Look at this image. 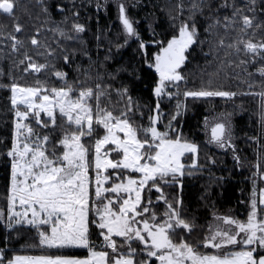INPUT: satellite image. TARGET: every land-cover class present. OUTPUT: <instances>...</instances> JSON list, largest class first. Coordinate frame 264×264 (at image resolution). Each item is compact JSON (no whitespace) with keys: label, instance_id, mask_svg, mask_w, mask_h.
<instances>
[{"label":"snow or ice","instance_id":"snow-or-ice-1","mask_svg":"<svg viewBox=\"0 0 264 264\" xmlns=\"http://www.w3.org/2000/svg\"><path fill=\"white\" fill-rule=\"evenodd\" d=\"M109 2L116 6L122 27L118 36L124 39L109 41L99 62L92 61L87 49L74 46L83 45L81 34L87 30L79 22L77 0H36L35 18L41 24L32 25L35 32L26 39L21 38L25 26L17 15L27 10L26 0H0V17L13 22V31L0 32V42L10 49L3 56L10 61L9 68L0 67V89L10 93L13 114L10 137L0 138L5 200L0 224L6 233L0 241V264H264V183L257 186L264 182V0H188L187 4L176 0L167 13L173 29L170 38L158 37L153 28L148 39L138 31L139 21L129 16L126 0H105L104 6ZM101 6L97 0L96 7ZM49 23L53 26L46 31L58 37L55 48L40 39L41 28ZM95 38L99 49L101 35ZM131 41L137 44L133 57L121 63L122 50ZM151 46L156 48L154 54ZM197 48L205 63L216 67L211 73L201 70V76L209 77L206 86L190 89L184 70ZM77 55L87 56L90 65L88 69L75 65L78 75L70 82L63 68L72 69ZM55 60L63 61L62 69L56 68ZM97 63L106 72L113 69L107 79L119 80V87L104 83L99 68L92 76L90 69ZM49 69L60 86L38 78ZM229 69L248 91L214 86L213 77L227 78ZM17 70L20 77L14 74ZM122 73L130 78L127 83L120 79ZM142 73L155 74L154 107L141 106L131 95L130 88ZM30 74L37 76L35 84H21L20 79ZM113 95L123 107L103 102L111 104ZM181 95L193 102L215 97L234 101L238 95L258 98L260 134L245 140L257 146L249 200L240 201L248 206L246 219L213 212L212 221L201 226L196 217L184 214V178L198 174L205 165L199 163L201 146L181 131L188 110ZM165 98L176 99L167 115L161 108ZM145 107L147 125L142 123ZM236 108L245 111L242 104ZM234 114H222L212 124L205 120L206 135L209 127L211 131L205 144L230 150L234 167H242L234 143ZM84 137L90 138L87 144ZM206 164L214 167L216 160L209 156ZM165 188L172 191L166 193ZM161 204L164 210L158 216L156 206ZM198 227L205 230L197 233ZM22 229H34L35 237L24 236ZM22 237L21 251L39 249L41 254L10 250L13 240ZM66 249H86L87 255L78 258L66 254Z\"/></svg>","mask_w":264,"mask_h":264},{"label":"trees","instance_id":"trees-1","mask_svg":"<svg viewBox=\"0 0 264 264\" xmlns=\"http://www.w3.org/2000/svg\"><path fill=\"white\" fill-rule=\"evenodd\" d=\"M28 4L27 10H21L17 13L20 18V23L25 26V31L21 35V38L34 34L35 29L32 25L39 26L41 20H37L36 14L39 13V8L36 6V0H26ZM46 2H54V0H46ZM60 2H67V0H60ZM130 5L129 16L139 21L136 25L138 31L144 39L149 38V33L154 28L158 34V37L170 38V34L173 29L170 26L168 19V11L172 8L176 0H126ZM137 3L138 7H131L132 3ZM185 4L188 0H184ZM78 6H80V19L79 22L86 25V32L81 34L84 41L83 45H74L77 49H87L89 55L92 57V61L103 62V57L107 51L109 41L113 43H123V35L118 33L122 31V27L117 20L116 9L113 4L108 3L104 6L105 0H99L102 5L97 8V0H87V6H84V0H77ZM29 13L32 19H29ZM90 18V20L88 19ZM42 19V18H41ZM61 17L55 16V20L59 22ZM99 20V24H97ZM13 22L7 18L0 17V32H11ZM51 23L46 24L41 28L40 39L42 42L47 41L53 48H55V40L58 38L54 32L46 31L47 28L52 27ZM203 28H201V32ZM222 32V30H221ZM101 35L99 41V49H97L96 35ZM234 36L235 34H231ZM63 43V41H62ZM71 43V42H69ZM137 47L135 41L130 42V46L123 49V55L120 58V62L127 64L133 57L134 51ZM205 47V51H207ZM10 49L3 47V42H0V67H3L5 71L10 66V61L3 59V56ZM115 52V47L112 48ZM149 51L153 54L156 51L155 46H151ZM99 53V55H97ZM223 55V53H221ZM39 63H44L43 57L34 56ZM190 62L187 68L184 70V75L187 77V87L190 89H198L202 86H206V82L209 79L208 75H200L202 69L206 68L207 72L211 73L215 70V64H206L203 56L200 55L199 48L190 56ZM57 69L63 68L62 60L54 61ZM81 65L82 69H88L90 62L87 56L77 55L74 67L72 69L63 68L64 71L69 73V81H73L78 73L74 70L75 65ZM99 68V64H94L90 71L92 76L95 77L96 71ZM112 68H108L107 72L112 71ZM99 71L104 74V83L112 84L114 87H119V80L112 81L107 79V72L103 68H99ZM229 76L225 78L223 74L220 77H213L215 81L214 86L223 85L224 89L236 91L238 93L248 91L246 84L242 83L240 79L232 78V70L229 69ZM239 71V69H236ZM17 77H20L21 73L17 70L14 73ZM142 79L135 82L134 86L130 88L131 95L134 100H138L141 106L154 107L155 99L152 95V88L154 87V80L156 79L154 73H142ZM243 75V74H242ZM38 78L42 81H48L49 85L60 86L61 82L52 75L51 69L47 72L42 71L38 74ZM36 75H28L25 79H20L21 84L34 85ZM83 79V77H81ZM125 83L130 79L125 74H121L120 77ZM258 91L259 89H254ZM7 91L0 89V138H7L11 135L13 114L10 111V100ZM181 101L188 105L187 112L181 119V131L184 136L189 140H194L201 146L199 163L205 165L201 171L192 176H186L184 178L183 188V200H184V214L191 219L196 217V223L198 225H206L212 221L213 212L220 215H232L239 219H246V213L248 206L246 203H240L241 200L248 201L253 187L250 179L251 174L255 169L253 164L256 161V148L257 146L251 141L245 143L248 136H256L260 134L259 126V103L258 98L252 96L238 95L234 98V101H226L224 98L215 97L209 98L207 101L193 102L191 98L184 101L183 96L179 97ZM109 107L120 108L123 104L116 103V97L113 95L112 103L108 104L107 100L103 101ZM176 99L168 101L166 98L161 103L162 111L167 115L175 108ZM243 105L245 111L242 113L236 108V105ZM145 118L142 121L144 125H147V111L148 108H144ZM228 112H235L232 117V124L234 127L235 137L234 143L236 144L238 153L241 157L242 167H234V160L232 158L231 151L225 152L213 148L210 145L205 144V135L203 134V123L205 119H208L212 115L226 114ZM137 122H141L139 116L136 117ZM167 123L165 119L161 124V130L164 129V124ZM102 131V130H101ZM88 138V137H87ZM88 138L86 144L89 142ZM213 157L216 160V165L210 166L206 164L207 157ZM264 162V161H262ZM93 172L90 170V176ZM3 176V171L0 170V177ZM217 177H224L222 181H218ZM261 183L258 181L257 186ZM4 181L0 179V208H5L4 200ZM166 193L171 192L172 189L165 188ZM156 193L153 191L151 196L153 201L156 198ZM203 197V198H202ZM214 206V207H213ZM163 205L156 206V212L158 216L163 213ZM203 227L196 229L197 233L203 232ZM6 235L3 224H0V241L3 240ZM0 246H3L0 243ZM9 247V246H8ZM10 248V247H9ZM12 250V249H10ZM16 254H25L29 251H20L18 249L12 250ZM66 254L74 255L76 257H86L87 251L84 249H67L64 250ZM40 253L41 252H30Z\"/></svg>","mask_w":264,"mask_h":264},{"label":"rangeland","instance_id":"rangeland-1","mask_svg":"<svg viewBox=\"0 0 264 264\" xmlns=\"http://www.w3.org/2000/svg\"><path fill=\"white\" fill-rule=\"evenodd\" d=\"M109 3H111V4H113L114 5V7H115V9H116V6H115V4L114 3H112V2H109ZM116 13H117V9H116ZM222 118V114H219V115H212V116H210L208 119H207V121L209 122V124H212V123H214L216 120H218V119H221ZM206 120V119H205ZM162 128H161V126H160V130H161ZM203 134L205 135V141L210 137V135H211V131H210V127L207 129V135H206V130H205V121H204V123H203ZM87 140H88V138L87 137H84V138H82V142H87ZM210 146H212L213 148H216L214 145H210ZM216 149H218V148H216ZM218 150H221V149H218ZM221 151H223V150H221ZM230 151V150H229ZM92 176L94 177V172H93V174H92ZM264 183V182H263ZM93 187H94V183H93ZM22 232L24 233V236H32L33 238L35 237V230L33 229V230H31V231H29L28 229H22ZM13 235H15L14 233H13ZM22 245H23V237L20 239V240H13V242H12V244L11 245H9V247H10V249H12V250H14V249H18V250H20L21 251V248H22ZM67 250V249H66ZM24 251H29V253H25L26 255H35L34 253H30V252H40V250L39 249H37V250H31V249H25ZM48 250H45V252H47ZM52 251H55V250H52ZM206 251H211V250H206ZM37 254H40V253H37ZM23 255V254H22ZM78 258H84V257H78Z\"/></svg>","mask_w":264,"mask_h":264},{"label":"water","instance_id":"water-1","mask_svg":"<svg viewBox=\"0 0 264 264\" xmlns=\"http://www.w3.org/2000/svg\"><path fill=\"white\" fill-rule=\"evenodd\" d=\"M153 98L155 99V97L153 96ZM158 128L160 129V124L158 125Z\"/></svg>","mask_w":264,"mask_h":264},{"label":"flooded vegetation","instance_id":"flooded-vegetation-1","mask_svg":"<svg viewBox=\"0 0 264 264\" xmlns=\"http://www.w3.org/2000/svg\"><path fill=\"white\" fill-rule=\"evenodd\" d=\"M156 199V198H155ZM155 201V200H154Z\"/></svg>","mask_w":264,"mask_h":264}]
</instances>
